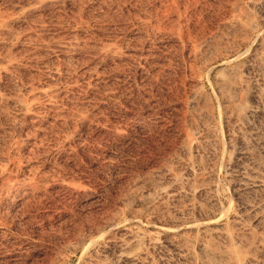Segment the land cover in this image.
Returning a JSON list of instances; mask_svg holds the SVG:
<instances>
[{"label":"rangeland","instance_id":"obj_1","mask_svg":"<svg viewBox=\"0 0 264 264\" xmlns=\"http://www.w3.org/2000/svg\"><path fill=\"white\" fill-rule=\"evenodd\" d=\"M0 264H264V0H0Z\"/></svg>","mask_w":264,"mask_h":264},{"label":"bare ground","instance_id":"obj_2","mask_svg":"<svg viewBox=\"0 0 264 264\" xmlns=\"http://www.w3.org/2000/svg\"><path fill=\"white\" fill-rule=\"evenodd\" d=\"M210 248H211V247H210ZM235 249H236V248H235ZM234 252H235V255H236V256H239V257L241 258V256H240V254L242 255V252H241V251L237 250V251H234ZM243 253H244V252H243ZM242 256H243V255H242ZM242 258H243V257H242ZM242 258H241V259H242ZM236 259H237V258H236ZM241 259H240V261H241ZM242 261H243V260H242ZM242 261H241V262H242ZM238 263H239V262H238Z\"/></svg>","mask_w":264,"mask_h":264}]
</instances>
